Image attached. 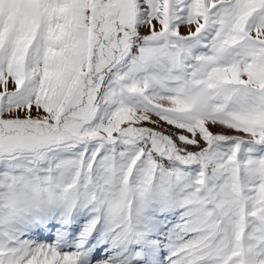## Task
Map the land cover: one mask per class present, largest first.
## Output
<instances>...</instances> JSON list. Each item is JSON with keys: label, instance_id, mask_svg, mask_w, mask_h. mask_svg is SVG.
<instances>
[{"label": "snow or ice", "instance_id": "snow-or-ice-1", "mask_svg": "<svg viewBox=\"0 0 264 264\" xmlns=\"http://www.w3.org/2000/svg\"><path fill=\"white\" fill-rule=\"evenodd\" d=\"M0 264H264V0H0Z\"/></svg>", "mask_w": 264, "mask_h": 264}]
</instances>
